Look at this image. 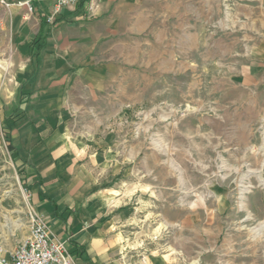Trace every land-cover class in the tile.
<instances>
[{
	"label": "rangeland",
	"instance_id": "1",
	"mask_svg": "<svg viewBox=\"0 0 264 264\" xmlns=\"http://www.w3.org/2000/svg\"><path fill=\"white\" fill-rule=\"evenodd\" d=\"M114 4L147 11L152 26L120 37L131 73L105 76L101 119L82 120L120 167L106 264H264V121L230 124L233 74L246 65L264 76V0ZM7 62L0 55L5 74ZM6 129L0 119V247L10 251L29 234L32 193Z\"/></svg>",
	"mask_w": 264,
	"mask_h": 264
},
{
	"label": "crops",
	"instance_id": "2",
	"mask_svg": "<svg viewBox=\"0 0 264 264\" xmlns=\"http://www.w3.org/2000/svg\"><path fill=\"white\" fill-rule=\"evenodd\" d=\"M9 1L10 7L0 4V55L9 61L7 74L0 71V119L13 161L52 234L67 241L76 263L106 264L118 221L114 203L121 198L113 192H119L120 167L111 169L101 148L107 142L94 127L101 119L97 102L104 99L105 76L131 73L120 63V37L150 30L151 17L147 11L144 19L142 13L132 15L133 4L99 0L92 17L85 8L76 12L78 4L49 21L52 1L37 3L32 12L24 0ZM110 48L118 53L106 64ZM232 82L230 124L250 128L264 121V76L242 65ZM89 101L94 104L87 106ZM83 119L94 124L85 126Z\"/></svg>",
	"mask_w": 264,
	"mask_h": 264
},
{
	"label": "built area",
	"instance_id": "3",
	"mask_svg": "<svg viewBox=\"0 0 264 264\" xmlns=\"http://www.w3.org/2000/svg\"><path fill=\"white\" fill-rule=\"evenodd\" d=\"M47 1L53 2L49 21L64 9H75L79 4V0H24L23 4L32 12L37 3ZM0 4L10 7L13 2L0 0ZM97 6L95 0H88L84 7L85 14L89 17L94 16ZM260 130L264 140V123L261 124ZM25 203L29 234L12 252L8 253L5 248L0 247V264H78L70 252L67 241L52 234L44 214L37 209L31 194L25 196Z\"/></svg>",
	"mask_w": 264,
	"mask_h": 264
},
{
	"label": "trees",
	"instance_id": "4",
	"mask_svg": "<svg viewBox=\"0 0 264 264\" xmlns=\"http://www.w3.org/2000/svg\"><path fill=\"white\" fill-rule=\"evenodd\" d=\"M85 1H86V0H81V1H80L79 6H78L77 9H76V12H81L82 7H83ZM60 20H62V19L55 20V21L52 22V24H55L56 22H58V21H60ZM40 36H41V35H40ZM38 37H39V36H38ZM38 37H37V36L35 37L33 44H36V43L39 41V40H38ZM44 47H45V43L39 45V46L37 47V49H36L35 51H33V56H34V57H38L39 54H40V52L42 51V49H43ZM8 147H9L10 149H13V146H12V144H11L10 141H9V143H8Z\"/></svg>",
	"mask_w": 264,
	"mask_h": 264
},
{
	"label": "bare ground",
	"instance_id": "5",
	"mask_svg": "<svg viewBox=\"0 0 264 264\" xmlns=\"http://www.w3.org/2000/svg\"><path fill=\"white\" fill-rule=\"evenodd\" d=\"M244 189H246V188H244ZM245 192H246V190H245ZM244 193V192H243Z\"/></svg>",
	"mask_w": 264,
	"mask_h": 264
}]
</instances>
